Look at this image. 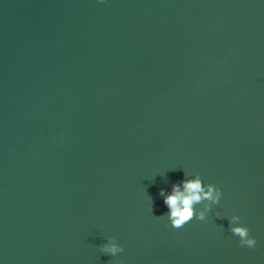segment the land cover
<instances>
[{"label":"water","instance_id":"1","mask_svg":"<svg viewBox=\"0 0 264 264\" xmlns=\"http://www.w3.org/2000/svg\"><path fill=\"white\" fill-rule=\"evenodd\" d=\"M185 173L222 197L177 230ZM0 261L264 264V0H0Z\"/></svg>","mask_w":264,"mask_h":264},{"label":"clouds","instance_id":"2","mask_svg":"<svg viewBox=\"0 0 264 264\" xmlns=\"http://www.w3.org/2000/svg\"><path fill=\"white\" fill-rule=\"evenodd\" d=\"M105 2L106 0H95V3L99 5ZM158 196L162 198V203L167 209L160 218L166 220L168 227L178 230L193 220L207 222L209 213L221 201L222 191L213 184L203 183L199 175L185 173V178L179 183L172 184L170 190L160 189ZM215 217L216 220L221 218L227 220L228 232L237 239L238 247L248 249L256 247V239L250 236L248 227L244 226L239 215L232 214L224 217L216 213ZM99 251L114 258L124 249L113 238L108 237L99 246ZM0 264H3V261H0Z\"/></svg>","mask_w":264,"mask_h":264}]
</instances>
